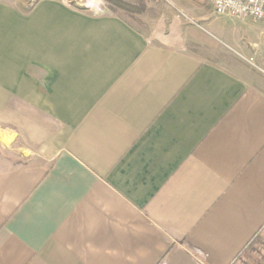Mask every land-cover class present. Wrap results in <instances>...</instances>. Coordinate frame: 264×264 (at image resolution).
Here are the masks:
<instances>
[{"label":"crops","instance_id":"0c3cea01","mask_svg":"<svg viewBox=\"0 0 264 264\" xmlns=\"http://www.w3.org/2000/svg\"><path fill=\"white\" fill-rule=\"evenodd\" d=\"M190 5L0 0V264H234L264 232L250 22Z\"/></svg>","mask_w":264,"mask_h":264},{"label":"rangeland","instance_id":"374dc122","mask_svg":"<svg viewBox=\"0 0 264 264\" xmlns=\"http://www.w3.org/2000/svg\"><path fill=\"white\" fill-rule=\"evenodd\" d=\"M21 10H27L39 0H6ZM73 5L76 9L95 12H111L126 15L135 21L142 12H153V16L183 15L174 6L175 3L186 1L191 4V11L197 10L199 6L212 9V15L223 18H248L250 22L252 42L248 44L246 31H241L240 41L248 44L247 55L253 58L260 68L264 69V21L255 20L251 17L236 16L230 13H218L206 0H60ZM209 5H208V4ZM194 18V13L192 12ZM250 31V30H249ZM240 60L238 57H235ZM234 264H264V232L257 234L251 244L241 253Z\"/></svg>","mask_w":264,"mask_h":264},{"label":"built area","instance_id":"2783aa9c","mask_svg":"<svg viewBox=\"0 0 264 264\" xmlns=\"http://www.w3.org/2000/svg\"><path fill=\"white\" fill-rule=\"evenodd\" d=\"M218 13L264 21V0H206Z\"/></svg>","mask_w":264,"mask_h":264},{"label":"trees","instance_id":"16d2710c","mask_svg":"<svg viewBox=\"0 0 264 264\" xmlns=\"http://www.w3.org/2000/svg\"><path fill=\"white\" fill-rule=\"evenodd\" d=\"M251 243H252V242H251ZM251 243H250V244H251Z\"/></svg>","mask_w":264,"mask_h":264}]
</instances>
